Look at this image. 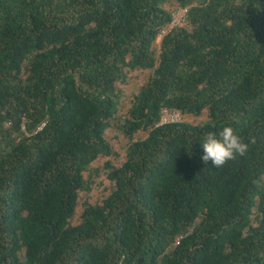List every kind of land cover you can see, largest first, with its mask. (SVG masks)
Returning <instances> with one entry per match:
<instances>
[{
  "label": "trees",
  "instance_id": "1",
  "mask_svg": "<svg viewBox=\"0 0 264 264\" xmlns=\"http://www.w3.org/2000/svg\"><path fill=\"white\" fill-rule=\"evenodd\" d=\"M258 7L0 0V264H264ZM224 126L248 150L211 168Z\"/></svg>",
  "mask_w": 264,
  "mask_h": 264
},
{
  "label": "clouds",
  "instance_id": "2",
  "mask_svg": "<svg viewBox=\"0 0 264 264\" xmlns=\"http://www.w3.org/2000/svg\"><path fill=\"white\" fill-rule=\"evenodd\" d=\"M258 3L259 7L256 10L264 11V3L260 0ZM169 29L173 28L169 27ZM199 141L202 146L201 161L204 165L210 164L211 168H219L237 155L243 156L248 150V145L231 126H224L218 133L207 132Z\"/></svg>",
  "mask_w": 264,
  "mask_h": 264
},
{
  "label": "built area",
  "instance_id": "3",
  "mask_svg": "<svg viewBox=\"0 0 264 264\" xmlns=\"http://www.w3.org/2000/svg\"><path fill=\"white\" fill-rule=\"evenodd\" d=\"M185 16H186V10L185 9H177L176 11H173L171 14V28L179 27L180 25L185 24ZM183 120V117L177 112H170L167 110H164L161 114L160 120L158 122V126L168 125V124H174L178 123Z\"/></svg>",
  "mask_w": 264,
  "mask_h": 264
},
{
  "label": "rangeland",
  "instance_id": "4",
  "mask_svg": "<svg viewBox=\"0 0 264 264\" xmlns=\"http://www.w3.org/2000/svg\"><path fill=\"white\" fill-rule=\"evenodd\" d=\"M126 89H128V88H126Z\"/></svg>",
  "mask_w": 264,
  "mask_h": 264
}]
</instances>
